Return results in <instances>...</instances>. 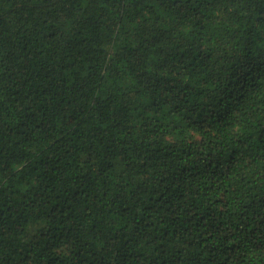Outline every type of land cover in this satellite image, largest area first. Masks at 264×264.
Here are the masks:
<instances>
[{
    "label": "trees",
    "instance_id": "obj_1",
    "mask_svg": "<svg viewBox=\"0 0 264 264\" xmlns=\"http://www.w3.org/2000/svg\"><path fill=\"white\" fill-rule=\"evenodd\" d=\"M0 264H264V0H0Z\"/></svg>",
    "mask_w": 264,
    "mask_h": 264
}]
</instances>
